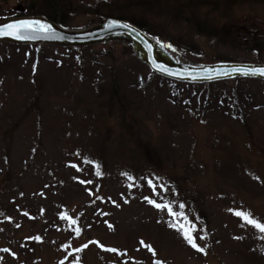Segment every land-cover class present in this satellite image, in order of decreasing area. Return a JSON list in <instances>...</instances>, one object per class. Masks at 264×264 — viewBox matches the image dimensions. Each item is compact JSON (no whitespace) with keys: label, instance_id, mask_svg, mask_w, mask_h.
Returning <instances> with one entry per match:
<instances>
[{"label":"rangeland","instance_id":"1","mask_svg":"<svg viewBox=\"0 0 264 264\" xmlns=\"http://www.w3.org/2000/svg\"><path fill=\"white\" fill-rule=\"evenodd\" d=\"M32 1L0 0V16ZM72 1L68 29L85 30L89 6L117 0ZM191 1L129 14L180 65L264 64L236 40L264 34V0ZM129 44L0 41V264H264V232L234 215L264 224V82L173 84Z\"/></svg>","mask_w":264,"mask_h":264},{"label":"water","instance_id":"2","mask_svg":"<svg viewBox=\"0 0 264 264\" xmlns=\"http://www.w3.org/2000/svg\"><path fill=\"white\" fill-rule=\"evenodd\" d=\"M33 21L50 25L52 32H38L36 33L37 38L29 40L16 39L14 35H0V41L16 44L84 46L102 44L116 37H124L127 39L126 42L135 47L136 51H138L137 46L142 49V60L155 74L167 79L185 83H212L238 78L264 79V76L259 74L261 70H264V64L220 63L189 67L162 60L158 56V43L152 37L128 21L114 18H107L101 25L94 28L71 30L42 17H18L0 23V30L7 31L5 26L9 24Z\"/></svg>","mask_w":264,"mask_h":264},{"label":"trees","instance_id":"3","mask_svg":"<svg viewBox=\"0 0 264 264\" xmlns=\"http://www.w3.org/2000/svg\"><path fill=\"white\" fill-rule=\"evenodd\" d=\"M203 1H204V3L207 2L206 3L207 5H213L214 0H202V2ZM243 1H246V0H243ZM160 2H161V0H117V1L107 3L105 5H102V6H95V7L89 6L87 8V10L95 13V15L98 16L99 20L95 21L96 24L101 25L105 21V19H107V18H114L117 20L128 21V22L136 25L137 27H139L143 31H145L153 39L158 40L159 36L153 30L151 24L146 22V20L141 19L142 17L131 16L129 14V12H130V9H132L133 7L136 8V7L141 6L142 10H144L143 13H147V11H149L148 9H152V8L154 9L156 6L155 4L160 3ZM194 2H197L196 4L201 3L200 0H194V1H191L190 4H194ZM75 7H76V5L73 3L72 0H41V1H38V0L35 1L34 0L25 6L24 11H16V12L12 13V15H10V16H0V23L5 22V21L10 20V19H13V18H18V17L36 16V17H42V18L51 20L54 23H57V24L61 25L62 27L68 29V28H70L69 21H68V14H70L71 11H74V10L75 11L76 10H79V11L83 10V9H79V8H77V7L75 8ZM199 27H201V26H199ZM237 32H239V31H237ZM242 32L245 33L246 31H242ZM213 34H215L217 37L219 36L217 33H213ZM238 36L236 37V40L240 41V43H242V45L245 46L246 48L253 50V51H257V52L260 51L261 49H264V34H262L261 31H259V30L251 31L250 36H252V37L248 38L244 42H242ZM14 45H18V44L14 43ZM29 45L50 47V45H48V44H29ZM54 46H55V48L71 49L73 51H84V50L93 51L97 45L92 44V45L70 46V47L57 46V45H54ZM101 47L103 48L104 45H102ZM128 48H129L130 52L132 53V55L136 56V53L134 51V46L132 44H129ZM81 56L79 58H81ZM107 57L110 58L109 56H107ZM113 60L116 61L115 63H117V60H115V59H113ZM140 60H141V62L145 63L142 59H140ZM229 62H231V61L222 60V59L216 61L217 64L229 63ZM115 70H116L115 74L118 75V73H117L118 69H115ZM117 75H116V77H117ZM154 76L158 77L161 80L171 82L173 84H186L189 86H198V87L205 86L207 88L210 86L226 85L229 82H236L237 84L248 82V81H253V80H258V81L264 82V79L238 78V79L221 80V81H216V82H212V83H185V82H179V81L167 79L165 77H162V76H159L156 74H154ZM118 84H119V81H118ZM116 85H117V82H116ZM234 93L236 94V95H234V97L229 98V96H226V98H227L226 100H229L230 102H232L233 108L235 110H238V109H240V106H241L240 103L242 101L240 100V98H238L237 91H235ZM113 94L111 95V99L117 98V101L119 103H121L123 96L120 95V91L118 90V87L116 89H113Z\"/></svg>","mask_w":264,"mask_h":264},{"label":"snow or ice","instance_id":"4","mask_svg":"<svg viewBox=\"0 0 264 264\" xmlns=\"http://www.w3.org/2000/svg\"><path fill=\"white\" fill-rule=\"evenodd\" d=\"M5 28L7 31L0 30V35H14L16 39H23V40H29V39H35L37 38L36 33L43 32V33H50L52 32V27L50 25H44L39 24V22H22L19 24H9L6 25ZM260 75L264 76V70H261ZM99 174V173H98ZM81 183H85L84 181H81ZM88 183H91L89 181ZM149 203H152L154 207L161 209L162 206L160 204H156L153 201H149ZM183 207V205H181ZM163 208H168L169 214L173 215L174 218L176 216L175 213L172 212L171 208L168 207V205H164ZM234 215L239 217L244 224L251 225L255 228H257L260 232H264V224L258 222L255 220L250 214H246L243 212H235ZM62 219H66L67 217H61ZM75 223V221H73ZM172 226V225H170ZM194 227H186L185 225H181L177 228V231L181 232V234L184 236L185 240L197 251H203L202 248L198 247V245L195 242V238L193 237L192 233L194 231ZM37 239H39L37 237ZM141 244L144 245V242L141 241ZM150 251H153L151 249V246H147ZM87 247V245H85ZM108 251L115 252V249H107ZM4 251H7V249H4ZM153 254H155L153 252Z\"/></svg>","mask_w":264,"mask_h":264},{"label":"bare ground","instance_id":"5","mask_svg":"<svg viewBox=\"0 0 264 264\" xmlns=\"http://www.w3.org/2000/svg\"><path fill=\"white\" fill-rule=\"evenodd\" d=\"M114 39L127 41V39L124 37H116ZM137 50L140 55L143 54L142 49L139 46H137ZM157 50H158V56L160 59L165 60L170 63H179L178 58L170 55V53L166 49H164V47H162L160 44H157Z\"/></svg>","mask_w":264,"mask_h":264}]
</instances>
